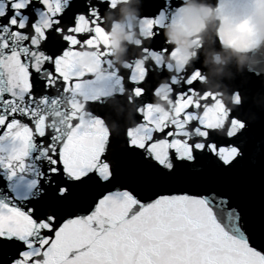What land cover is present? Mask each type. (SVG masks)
<instances>
[{
  "label": "snow or ice",
  "instance_id": "obj_1",
  "mask_svg": "<svg viewBox=\"0 0 264 264\" xmlns=\"http://www.w3.org/2000/svg\"><path fill=\"white\" fill-rule=\"evenodd\" d=\"M121 2L0 0V264H264V202L237 193L264 57L210 87L204 42L165 36L183 0H139L116 63Z\"/></svg>",
  "mask_w": 264,
  "mask_h": 264
},
{
  "label": "clouds",
  "instance_id": "obj_2",
  "mask_svg": "<svg viewBox=\"0 0 264 264\" xmlns=\"http://www.w3.org/2000/svg\"><path fill=\"white\" fill-rule=\"evenodd\" d=\"M138 2L139 0H122L115 13L108 12L105 16V22L109 26L111 51L116 63H123L129 44L135 39V33L130 32L126 24L136 23L140 10L133 5ZM209 23L216 25V36L222 50L235 56L237 64L243 67L246 53L255 47L257 41L264 43V0H254L252 17L244 28L226 17H221L205 0H183L178 19L167 25L165 36L183 55L191 56L194 54L193 41L203 40ZM212 61L221 62L219 53H213ZM79 62L85 66H91L92 63L87 56L80 58ZM205 63L207 64V59Z\"/></svg>",
  "mask_w": 264,
  "mask_h": 264
},
{
  "label": "water",
  "instance_id": "obj_3",
  "mask_svg": "<svg viewBox=\"0 0 264 264\" xmlns=\"http://www.w3.org/2000/svg\"><path fill=\"white\" fill-rule=\"evenodd\" d=\"M179 2H182V0H178V3ZM205 2L211 5L215 12H217L215 9L219 8L221 4V0H209L210 3L208 0H205ZM253 11L254 0H224V16H221L219 13L218 14L221 17H226L232 20L233 23L240 26L241 24L245 23L248 25ZM129 23L126 24L127 28ZM217 39L216 25L209 23L207 30L203 34L202 41L205 44L203 56L204 63L207 59V64L205 63V65L208 69V86L210 87H222L223 81L229 80L233 77V75L243 73L245 69L252 67L255 59L252 58L253 51L256 52L255 54L257 56L264 57V43L257 41L255 47L246 53V62L244 66L240 67L237 64L236 57L232 56L230 53L224 52L221 48V44L219 47H216ZM213 53H219L221 57L220 63H214L212 61ZM225 99H227V96H225ZM255 102V98H253V103ZM256 111L258 115H260L261 121H264V112H260L258 109H256ZM255 127L257 131H259L260 121L257 122ZM241 176L242 181L237 189V193L241 198V202L243 203V201H246V199L249 198L251 206L257 205L260 201V196L264 194V169H262L258 161L248 160L243 166ZM262 202H264V198L261 199L260 203Z\"/></svg>",
  "mask_w": 264,
  "mask_h": 264
}]
</instances>
